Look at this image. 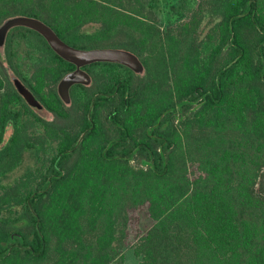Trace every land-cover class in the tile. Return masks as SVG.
Instances as JSON below:
<instances>
[{"label":"trees","instance_id":"1","mask_svg":"<svg viewBox=\"0 0 264 264\" xmlns=\"http://www.w3.org/2000/svg\"><path fill=\"white\" fill-rule=\"evenodd\" d=\"M157 11V0H0V25L37 18L72 46L124 48L145 68L89 64L69 113L56 84L74 64L36 30L10 28L26 85L58 118L0 74V264H125L143 207L137 264H264V0H178L184 19L166 28ZM27 149L35 165L3 182Z\"/></svg>","mask_w":264,"mask_h":264},{"label":"water","instance_id":"2","mask_svg":"<svg viewBox=\"0 0 264 264\" xmlns=\"http://www.w3.org/2000/svg\"><path fill=\"white\" fill-rule=\"evenodd\" d=\"M15 25H24L39 32L48 42L50 47L62 58L73 63L75 68L61 77L57 84V91L61 99L70 103V89L75 84H89L91 77L83 66L100 61L119 62L130 68L136 74H143L144 65L139 57L130 50L119 47H96V48H79L72 46L62 40L56 32L43 21L26 16H12L6 19L0 25V45L5 39L7 31ZM13 84L17 91L23 96L25 101L33 108H41V104L33 95V93L22 82L13 78ZM93 107L91 102L89 112ZM84 133H82L77 141L78 144Z\"/></svg>","mask_w":264,"mask_h":264},{"label":"rangeland","instance_id":"3","mask_svg":"<svg viewBox=\"0 0 264 264\" xmlns=\"http://www.w3.org/2000/svg\"><path fill=\"white\" fill-rule=\"evenodd\" d=\"M158 1V11L157 17L159 19V23L162 25L163 28L168 26L175 25L178 21L184 19V16L181 15L178 11V0H157ZM95 26L90 28H85L88 31H91ZM21 29H10L9 30V40L11 41L12 47H14L15 42L14 39L16 34ZM23 30V29H22ZM21 33V32H20ZM19 33V34H20ZM19 44V42H18ZM5 44L2 43L0 45V74L4 78L5 82L8 85H12V73H15L19 78H23V75H28L32 72L30 70L29 64L22 58L24 55V50L26 47L24 42L21 41L19 45H15L14 50L19 53L18 57H14L11 61L7 59V55L4 52ZM110 47V46H109ZM18 63V64H15ZM136 74V73H135ZM137 75V74H136ZM139 75V74H138ZM69 113H73L72 107L66 106ZM11 132V128L8 127L5 132V137H8ZM36 163V159L34 154L31 150H25L23 159L18 167L13 169L9 172L6 177L4 178L3 182H11L14 179L18 178L23 172L32 168ZM143 166L147 165V161L140 163ZM264 182V179H263ZM151 221L146 214V208L143 207L140 210L134 211L131 213L130 223L128 225V237H127V245L123 249L124 257H125V264H137L138 257H136L133 253V244L136 241L137 235L140 232L144 231L149 225Z\"/></svg>","mask_w":264,"mask_h":264},{"label":"flooded vegetation","instance_id":"4","mask_svg":"<svg viewBox=\"0 0 264 264\" xmlns=\"http://www.w3.org/2000/svg\"><path fill=\"white\" fill-rule=\"evenodd\" d=\"M100 62H107V61H100ZM93 63H95V62H93ZM113 64H121V63H119V62H112ZM15 64H18V63H16L15 62ZM47 64H60L58 61H48L47 62ZM73 64V63H72ZM89 64H92V63H89ZM89 64H87V65H85V66H83V69L85 70V71H87L86 70V67L89 65ZM123 65V64H122ZM125 66V65H124ZM127 67V66H126ZM74 68H75V65H74ZM73 68V69H74ZM88 72V71H87ZM89 73V72H88ZM89 75H90V73H89ZM91 77V76H90ZM13 78H17V79H19L21 82H22V84H24L30 91H31V89L26 85V83H25V80L23 79V78H19V76H17L15 73H12V83H13ZM61 79V78H60ZM59 79V80H60ZM58 80V81H59ZM58 81H57V84H58ZM57 84H56V90H57ZM79 84H81V83H79ZM14 85V84H13ZM74 86V85H73ZM73 86H71V88L73 87ZM15 87V86H14ZM71 90V89H70ZM32 92V91H31ZM58 92V91H57ZM33 93V92H32ZM33 95L36 97V99L39 101V103L41 104V108L40 109H38V108H33V107H31L26 101H25V99H24V101H25V103L35 112V113H37L38 115H40V116H42V117H45V118H48L49 120H52V121H55V120H57V118H58V116L52 111V110H50L49 108H47L40 100H39V98L33 93ZM59 95V94H58ZM23 97V96H22ZM60 97V96H59ZM60 99H61V97H60ZM62 100V99H61ZM62 102H63V104H64V107H66L68 104L67 103H65L63 100H62Z\"/></svg>","mask_w":264,"mask_h":264}]
</instances>
